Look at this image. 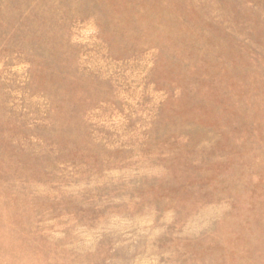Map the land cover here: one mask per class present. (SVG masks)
<instances>
[{
    "label": "rangeland",
    "instance_id": "1",
    "mask_svg": "<svg viewBox=\"0 0 264 264\" xmlns=\"http://www.w3.org/2000/svg\"><path fill=\"white\" fill-rule=\"evenodd\" d=\"M0 264H264V0H0Z\"/></svg>",
    "mask_w": 264,
    "mask_h": 264
}]
</instances>
